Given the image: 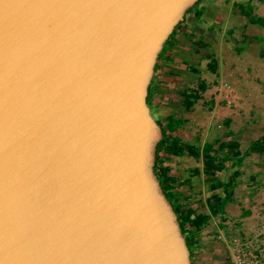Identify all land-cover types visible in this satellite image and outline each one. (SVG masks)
Wrapping results in <instances>:
<instances>
[{
  "label": "water",
  "instance_id": "water-1",
  "mask_svg": "<svg viewBox=\"0 0 264 264\" xmlns=\"http://www.w3.org/2000/svg\"><path fill=\"white\" fill-rule=\"evenodd\" d=\"M197 1L0 0V264H190L146 98Z\"/></svg>",
  "mask_w": 264,
  "mask_h": 264
},
{
  "label": "crops",
  "instance_id": "crops-1",
  "mask_svg": "<svg viewBox=\"0 0 264 264\" xmlns=\"http://www.w3.org/2000/svg\"><path fill=\"white\" fill-rule=\"evenodd\" d=\"M146 100L162 130L154 171L190 264H264V0H198Z\"/></svg>",
  "mask_w": 264,
  "mask_h": 264
},
{
  "label": "trees",
  "instance_id": "trees-1",
  "mask_svg": "<svg viewBox=\"0 0 264 264\" xmlns=\"http://www.w3.org/2000/svg\"><path fill=\"white\" fill-rule=\"evenodd\" d=\"M188 10H189V9H188ZM188 10H187V11H188Z\"/></svg>",
  "mask_w": 264,
  "mask_h": 264
},
{
  "label": "rangeland",
  "instance_id": "rangeland-1",
  "mask_svg": "<svg viewBox=\"0 0 264 264\" xmlns=\"http://www.w3.org/2000/svg\"><path fill=\"white\" fill-rule=\"evenodd\" d=\"M194 8V7H193Z\"/></svg>",
  "mask_w": 264,
  "mask_h": 264
}]
</instances>
